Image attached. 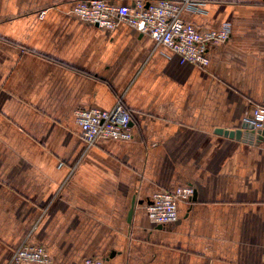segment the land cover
Listing matches in <instances>:
<instances>
[{
	"label": "crops",
	"instance_id": "1",
	"mask_svg": "<svg viewBox=\"0 0 264 264\" xmlns=\"http://www.w3.org/2000/svg\"><path fill=\"white\" fill-rule=\"evenodd\" d=\"M197 1L185 21L231 26L206 68L81 21L75 0H0V264L27 240L55 264H264V135L216 132L264 100V0ZM119 98L133 139L87 146L75 111ZM187 186L159 228L153 194Z\"/></svg>",
	"mask_w": 264,
	"mask_h": 264
},
{
	"label": "built area",
	"instance_id": "2",
	"mask_svg": "<svg viewBox=\"0 0 264 264\" xmlns=\"http://www.w3.org/2000/svg\"><path fill=\"white\" fill-rule=\"evenodd\" d=\"M200 4L197 0H75L72 13L81 21L103 30L112 31L120 25L131 26L168 48L181 63L206 68L209 65V49L230 39L231 26L226 24L218 30L205 31L185 21L183 13L196 11ZM75 117L80 136L89 147L100 140L133 139V116L120 98L111 109H77ZM240 129L242 143L257 144L258 134L264 131V100L251 107ZM192 194L190 186L156 191L147 205L149 219L160 225L176 222L179 218L178 202L189 199ZM22 262L55 264L45 246L29 240L16 249L11 258L12 264ZM74 264H107V261L90 256Z\"/></svg>",
	"mask_w": 264,
	"mask_h": 264
},
{
	"label": "water",
	"instance_id": "3",
	"mask_svg": "<svg viewBox=\"0 0 264 264\" xmlns=\"http://www.w3.org/2000/svg\"><path fill=\"white\" fill-rule=\"evenodd\" d=\"M216 132L219 133V134H223L225 136H229L231 138H236L237 140H240L241 135H242V131H241L240 128L239 129H235V130H228V129H224V128H218L216 130ZM262 135H264V131H262L261 133L258 134L257 143L259 142V139L261 138ZM193 197H195V193H194ZM135 203H136V201H135V198H134L130 214L133 213V210H134V207H135ZM161 227H162V225L159 226V228H161Z\"/></svg>",
	"mask_w": 264,
	"mask_h": 264
}]
</instances>
